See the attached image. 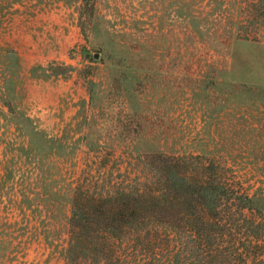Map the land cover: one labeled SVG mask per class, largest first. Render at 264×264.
Listing matches in <instances>:
<instances>
[{
	"label": "rangeland",
	"instance_id": "rangeland-1",
	"mask_svg": "<svg viewBox=\"0 0 264 264\" xmlns=\"http://www.w3.org/2000/svg\"><path fill=\"white\" fill-rule=\"evenodd\" d=\"M94 1L90 19L0 0V264H66L74 187L139 154L213 158L264 192L255 0Z\"/></svg>",
	"mask_w": 264,
	"mask_h": 264
},
{
	"label": "trees",
	"instance_id": "trees-1",
	"mask_svg": "<svg viewBox=\"0 0 264 264\" xmlns=\"http://www.w3.org/2000/svg\"><path fill=\"white\" fill-rule=\"evenodd\" d=\"M82 2L92 19L95 1ZM254 7L264 15V0ZM136 159L78 181L66 264H264V192L203 155Z\"/></svg>",
	"mask_w": 264,
	"mask_h": 264
},
{
	"label": "water",
	"instance_id": "water-1",
	"mask_svg": "<svg viewBox=\"0 0 264 264\" xmlns=\"http://www.w3.org/2000/svg\"><path fill=\"white\" fill-rule=\"evenodd\" d=\"M94 57L97 58L98 57V53H95Z\"/></svg>",
	"mask_w": 264,
	"mask_h": 264
}]
</instances>
